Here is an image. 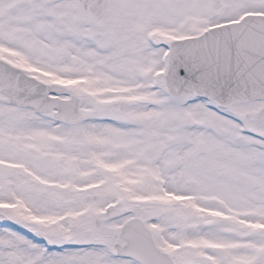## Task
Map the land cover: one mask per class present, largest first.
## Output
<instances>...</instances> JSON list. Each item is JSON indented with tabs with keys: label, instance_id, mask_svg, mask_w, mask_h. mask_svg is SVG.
Here are the masks:
<instances>
[{
	"label": "snow or ice",
	"instance_id": "1",
	"mask_svg": "<svg viewBox=\"0 0 264 264\" xmlns=\"http://www.w3.org/2000/svg\"><path fill=\"white\" fill-rule=\"evenodd\" d=\"M0 264H264V0H0Z\"/></svg>",
	"mask_w": 264,
	"mask_h": 264
}]
</instances>
